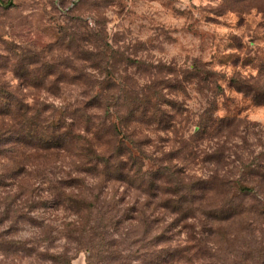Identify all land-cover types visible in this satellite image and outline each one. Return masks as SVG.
Masks as SVG:
<instances>
[{
  "label": "rangeland",
  "instance_id": "obj_1",
  "mask_svg": "<svg viewBox=\"0 0 264 264\" xmlns=\"http://www.w3.org/2000/svg\"><path fill=\"white\" fill-rule=\"evenodd\" d=\"M107 76L175 114L137 127L145 180L74 149L6 170L0 212L27 214L0 215V264H264V0H0V86L64 105ZM169 157L196 183L179 212Z\"/></svg>",
  "mask_w": 264,
  "mask_h": 264
},
{
  "label": "trees",
  "instance_id": "obj_2",
  "mask_svg": "<svg viewBox=\"0 0 264 264\" xmlns=\"http://www.w3.org/2000/svg\"><path fill=\"white\" fill-rule=\"evenodd\" d=\"M213 75L214 71L208 68L202 69L200 75L195 74L203 85L210 83L217 86ZM101 83L97 89L81 90L78 103L66 102L64 105L29 104L23 101L20 94L0 86V182H4L8 169L21 170L34 166L38 155L54 156L55 160L59 154H70L73 149L84 156L88 168L102 167L101 172L107 178L120 180L129 176L130 180L144 181L141 178L144 175L143 139L136 136L137 127L155 125L169 129L174 124L175 114L162 108L157 100H151L154 98L149 95L143 98L138 91L113 89L115 78L112 76L104 77ZM263 98L264 95L258 100ZM211 121L212 112H209L200 124L204 127ZM154 173L153 185L159 180L174 184L176 190L172 193L177 197L173 210L179 212L184 201H189L184 189L191 191L196 183H188L190 180L184 176V165L180 161H172L171 157ZM8 177L12 183L13 173ZM216 179L213 176V180ZM75 197L72 200L77 202ZM64 198L71 201L70 195L61 197ZM12 203L11 207L7 205L11 215L27 214L19 207L15 197ZM8 210L5 209L6 214L0 212V215H7ZM188 213L184 212V215ZM89 222L81 224L80 233L87 234L89 231L92 237L96 233H90L92 224ZM87 224L90 226L87 227Z\"/></svg>",
  "mask_w": 264,
  "mask_h": 264
}]
</instances>
